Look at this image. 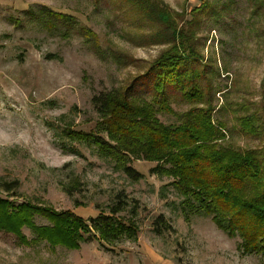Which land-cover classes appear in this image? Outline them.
<instances>
[{"label":"rangeland","instance_id":"rangeland-1","mask_svg":"<svg viewBox=\"0 0 264 264\" xmlns=\"http://www.w3.org/2000/svg\"><path fill=\"white\" fill-rule=\"evenodd\" d=\"M146 2H157L178 26L192 27L190 41L201 58L190 67L204 71L187 89L200 86L203 99L169 89L170 109L158 118L179 123L175 113L212 103L213 118L225 125L222 144L263 147L264 0ZM141 10L137 0H0V197L88 220L109 211L122 192L126 207L119 216L136 209L138 225L134 240L93 238L77 248L53 244L27 224L20 225L22 236L0 227V264H264L262 253H246L241 236L220 229L212 216L187 215L172 179L152 172L156 162L133 160L143 174L136 181L94 143L69 134L96 133L93 96L126 87L170 46L159 18ZM154 96L144 88L133 97ZM244 117L259 134L244 130ZM12 181L20 185L8 191L3 183ZM160 214L172 225L161 234L153 224ZM32 219L51 225L37 213Z\"/></svg>","mask_w":264,"mask_h":264},{"label":"trees","instance_id":"trees-1","mask_svg":"<svg viewBox=\"0 0 264 264\" xmlns=\"http://www.w3.org/2000/svg\"><path fill=\"white\" fill-rule=\"evenodd\" d=\"M137 1L145 18L152 13L162 22V39L170 46L126 87L93 96L92 103L99 114L96 133L70 131L69 134L75 140L94 143L103 157L114 162L116 169L136 181L143 174L132 167L133 160L156 162L152 172L172 179V185L183 197L187 215L190 211L212 216L220 229L241 236L246 253L264 256V145L259 149L239 150L222 144L225 125L213 118L212 103L175 113L180 117L179 123L165 124L158 118V113L170 109L169 89L178 90L191 101L203 99L200 86L187 89L194 84L193 77H202L204 71L198 74L190 67L201 58L190 41L194 37L192 27L178 26L170 14L159 9L157 2ZM144 88L154 93L151 101L133 97ZM241 124L247 133L259 134L251 118H241ZM3 184L8 191L20 185L19 181ZM125 207L120 192L117 201L109 205V211L85 220L71 210L57 211L33 202L16 205L0 197V220L9 217L0 227L20 234L21 223L27 224L38 236L68 248H77L93 238L115 244L137 238L138 225L134 220L137 210L133 209L129 217H120ZM35 213L46 217L51 225L37 226L32 219ZM153 224L155 232L160 234L172 228L162 214Z\"/></svg>","mask_w":264,"mask_h":264}]
</instances>
